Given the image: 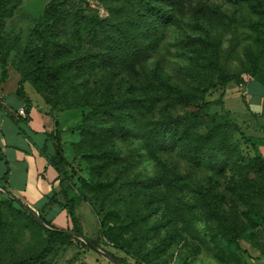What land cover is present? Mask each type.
I'll list each match as a JSON object with an SVG mask.
<instances>
[{
  "label": "trees",
  "instance_id": "obj_1",
  "mask_svg": "<svg viewBox=\"0 0 264 264\" xmlns=\"http://www.w3.org/2000/svg\"><path fill=\"white\" fill-rule=\"evenodd\" d=\"M179 0H100L109 13L101 19L96 13H87L77 0H53L45 9L44 15L34 32L29 36V44L17 73L20 75L19 97L30 106L24 85L30 84L50 107L52 113H64L58 109V85L64 75L74 70L81 74L105 67L118 73L137 72L157 51L162 40V31L176 20ZM236 4L248 5L250 9L264 19V0H234ZM17 5L14 0H0V83L8 77L10 56L16 49V43H9L6 37V22L13 18ZM258 40L264 43L263 23L254 26ZM88 40L92 49L70 64H58L70 60L72 49L70 40ZM63 40H68L64 43ZM33 41L38 45L33 46ZM249 67V82L264 87V69L256 59ZM215 72L221 73L217 61H211ZM223 74V73H222ZM202 87L197 92L186 93L159 76H154L141 91L125 96L124 100L102 109H94L85 115L81 129V144L87 146L88 160L94 180L84 183L86 192L105 190L112 176L118 180L124 173L120 158L112 149L114 139L128 140L135 134L134 127H141L143 148L147 155L160 166L159 174L152 179L138 180L130 178L124 181L120 198L125 205L135 209V203H143V213L139 219L125 224L121 220L109 237L107 246L126 255L134 264H156L175 241L172 230L181 226L189 227L187 222L195 219L204 225L205 231L213 242L226 240L238 246V239L255 225L263 195L259 193L264 178V160L246 155L241 143L235 140L231 124L225 115L211 113L216 106L206 100L208 90L213 86L211 79L200 77ZM227 78L225 82H229ZM242 83L241 86H246ZM224 97L217 102L225 109ZM69 110L78 107L68 106ZM163 108L161 118H153L155 112ZM183 110L181 114L171 112ZM221 114V113H219ZM83 116V114H82ZM62 132L49 135L52 143L41 149L50 165L59 175V188L53 190L49 205L66 211L69 228L60 230L52 225L44 207L36 213L15 197L0 205V264H51L48 258L52 245L58 243L69 247L80 236L86 240L84 248L93 247L103 250L120 264H128L125 258L118 257L102 248L97 242L85 238L76 215L75 200L71 197L72 184L67 168ZM47 141V142H48ZM178 153L194 170L209 167L214 175L203 186L195 185L192 179L182 175L174 168L163 164L161 157ZM220 179L217 180L216 179ZM222 182V183H221ZM128 184V185H127ZM224 184L227 192L244 207L248 222L230 217L225 210L227 199L217 191ZM85 192V194H86ZM84 194V195H85ZM162 215L164 224L156 223L146 227L143 222L150 219L151 213ZM258 210V211H257ZM47 226H42L37 217ZM147 213V214H145ZM115 220L120 214L112 213ZM8 218H11L9 220ZM136 224L142 233L140 243L126 239L123 232ZM36 229L49 235V246L41 253L29 257L17 256L15 245L21 232ZM165 228L168 235L154 243L147 252V242L152 235ZM17 230V231H15ZM85 264V263H84Z\"/></svg>",
  "mask_w": 264,
  "mask_h": 264
},
{
  "label": "rangeland",
  "instance_id": "obj_2",
  "mask_svg": "<svg viewBox=\"0 0 264 264\" xmlns=\"http://www.w3.org/2000/svg\"><path fill=\"white\" fill-rule=\"evenodd\" d=\"M52 1L14 0L18 8L13 18L7 20L5 29L8 42L16 43V49L9 60L13 77L18 75L17 67L29 44V36ZM77 1L87 13H96L101 19L109 16L100 0ZM258 23L264 24V19L253 13L248 5L236 4L234 0H179L176 20L162 31L159 48L143 68L137 67V72L118 73L99 66L95 71L84 75L74 70L64 75L53 99L58 101L60 111L67 112L61 116L67 118L64 124L67 128L65 155L72 184L71 197L75 200L76 215L85 238L97 242L104 250L125 258L128 264H134L126 255L107 246L119 221L123 220L126 224L138 220V215L143 213L141 201L135 203V209L131 210L132 206L124 204L120 193L125 180L132 178L144 181L155 178L159 174L160 166L143 148L141 127H134L135 134L128 140L116 138L111 143L112 149L120 158L124 173L118 180H114L112 176L105 190L100 188L95 192H86L83 184L91 183L97 175L92 174L88 160V152L92 149L87 150V146L81 144V127L86 114L96 108L102 109L119 103L125 96L137 92L136 87L141 91V86L147 85L154 76L168 80L186 93L197 92L202 87L200 77L211 79L213 86L206 95L207 101L216 104L211 113L222 116L226 114L224 110H230L226 121L232 126L235 140L241 143L246 155L260 156L264 160V115L253 116L246 110L250 103L254 104L264 96V87L252 81L251 94L245 98L242 96L241 86L251 80L249 67L253 59L264 69V43L258 40L254 28ZM261 30L264 31V28ZM69 43L67 45L72 49V57L68 62H59V65L70 64L92 49L88 40L83 41V38L70 40ZM32 45L36 46L38 43L33 41ZM211 61L218 62L221 73L214 71ZM227 78H231L228 83L225 82ZM29 87L34 91L31 85ZM39 97L42 99L40 95ZM223 97L226 109L217 105ZM69 105L78 108L69 110ZM171 112L181 114L183 110L178 108ZM162 113L163 108H159L153 118H161ZM161 159L168 168H174L182 175L190 177L195 185L207 184L215 174L209 167L194 170L178 153L163 155ZM261 183L259 193L263 197L259 212L254 217L255 225L250 226V231L238 239V246L226 240L213 242L204 225L193 219L186 223L189 227L179 224V227L171 231L175 241L157 259L156 264H264V178ZM217 191L227 199L225 210L228 215L248 222L244 207L227 192L224 184L218 186ZM8 198L0 191V205ZM112 213L120 214V219L115 220ZM150 213L148 210V214ZM150 215V219L143 222L147 223L146 227L165 223L161 214ZM57 225L58 228L62 227ZM141 234L136 224L123 232L126 239L134 238L136 245L140 243ZM167 235L168 230L165 228L152 235L144 252ZM73 237L76 240L69 247L59 243L52 245L48 258L51 264H118L105 256L106 253L99 248L100 251L84 248L82 243H86V240L83 237ZM48 242V234L33 228L24 230L15 245L16 255L29 257L41 253L49 246Z\"/></svg>",
  "mask_w": 264,
  "mask_h": 264
},
{
  "label": "crops",
  "instance_id": "obj_3",
  "mask_svg": "<svg viewBox=\"0 0 264 264\" xmlns=\"http://www.w3.org/2000/svg\"><path fill=\"white\" fill-rule=\"evenodd\" d=\"M12 72L9 68L8 77L0 86L3 94L0 102V191L6 197H15L36 213L47 207V217L52 225L58 228L59 224L63 228L58 229L67 230V212L49 205L53 190L59 188V175L41 152L46 143L49 150L53 149L48 138L57 130L62 132V142L65 144L67 128L64 124L67 118L61 117L63 113H52L43 98L35 90L29 89L28 83L24 85L31 101L27 107L18 95L20 75L17 73L13 77ZM251 84L248 82L242 86L243 97L251 94ZM21 109H25L26 118L19 116ZM246 110L253 116L264 115V96L256 103H250Z\"/></svg>",
  "mask_w": 264,
  "mask_h": 264
},
{
  "label": "built area",
  "instance_id": "obj_4",
  "mask_svg": "<svg viewBox=\"0 0 264 264\" xmlns=\"http://www.w3.org/2000/svg\"><path fill=\"white\" fill-rule=\"evenodd\" d=\"M0 86H1V83H0ZM2 99H3V94H2L1 89H0V102H1ZM18 114H19V116H22V117H24V118L27 117L25 109H21V110L18 112Z\"/></svg>",
  "mask_w": 264,
  "mask_h": 264
},
{
  "label": "water",
  "instance_id": "obj_5",
  "mask_svg": "<svg viewBox=\"0 0 264 264\" xmlns=\"http://www.w3.org/2000/svg\"><path fill=\"white\" fill-rule=\"evenodd\" d=\"M32 214L34 215V216H36L37 217V215L32 211ZM37 219H38V221H39V223L42 225V226H45V227H47L38 217H37ZM77 237H79V238H81L80 236H77ZM95 250H97V251H100L98 248H96V247H93ZM105 256H107V257H109L110 259H112L110 256H108L107 254H104ZM113 260V259H112ZM114 262H116L115 260H113ZM117 263V262H116ZM118 264H120V263H118Z\"/></svg>",
  "mask_w": 264,
  "mask_h": 264
}]
</instances>
